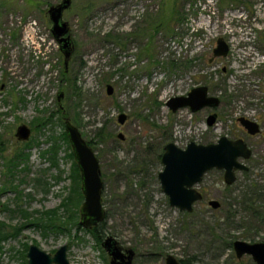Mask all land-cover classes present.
<instances>
[{"label": "rangeland", "instance_id": "1", "mask_svg": "<svg viewBox=\"0 0 264 264\" xmlns=\"http://www.w3.org/2000/svg\"><path fill=\"white\" fill-rule=\"evenodd\" d=\"M57 2L0 0V221L19 228L17 237L0 242V264H22L19 252L30 243L51 254L67 244L71 264H109L88 229L53 232L30 224L70 192L71 148L56 140V165L50 161L49 136L64 130L65 118L93 140L99 161L106 218L97 234L132 248L133 264H165L168 254L193 257L194 264H255L248 254L237 258L232 242L264 241V224L242 201L254 198L264 210V0H71L62 15L72 39L66 70L47 14ZM176 6L177 20L169 15ZM166 7L162 18L172 32L149 36L143 28ZM219 36L229 52L212 57ZM202 84L219 97L217 107L192 112L166 105ZM121 112L127 115L123 124L117 121ZM210 112L217 113L213 126L206 124ZM241 116L261 127L248 138V170L237 171L231 185L222 170H208L196 185L203 199L191 212L171 206L158 179L163 146L246 137ZM36 119H48L46 126L37 129ZM20 124L31 130L27 140L15 136ZM20 149L27 158L15 157ZM210 199L220 207L211 208ZM227 211L229 225L222 218Z\"/></svg>", "mask_w": 264, "mask_h": 264}, {"label": "water", "instance_id": "2", "mask_svg": "<svg viewBox=\"0 0 264 264\" xmlns=\"http://www.w3.org/2000/svg\"><path fill=\"white\" fill-rule=\"evenodd\" d=\"M70 5L71 0H61L47 8L51 21L50 31L63 54L64 68L67 67L72 54V42L69 24L62 15ZM228 52V43L219 36L212 50V56L224 57ZM112 92V86L107 84L106 93L111 95ZM61 97L62 92L58 94L57 99L60 100ZM219 104V97L209 95L208 87L203 84L192 87L185 95L172 96L166 101V105L172 111L188 106L192 112H195L204 107L215 108ZM126 117L125 113H119L118 123L123 124ZM216 118L215 112L209 114L206 118L207 125L215 124ZM238 121L251 134L259 131L258 123L254 120L241 116ZM64 130L80 172V190L83 200L79 207V224L84 228H90L102 221L106 214L102 203L103 183L99 161L79 129L68 118L64 119ZM30 132L26 124H20L15 130V136L19 140H27ZM117 137L123 139L124 135L119 132ZM250 154L251 150L242 138L232 139L225 135L220 136L216 142L207 144L190 141L184 148L177 146L174 142H167L161 154L163 168L158 172V179L163 192L168 197L169 204L179 210L191 212L193 203L202 198L201 193L194 186L201 181L206 171L211 168L223 170L224 182L231 184L236 179L235 171L248 169L239 159L248 158ZM208 205L217 209L220 202L211 199ZM102 246L110 255V264H132L133 250L126 249V254L122 253L112 237H106ZM232 247L237 258L249 254L257 264H264V242L236 239L232 242ZM66 250L67 244H62L51 254L37 244L30 243L26 251L27 264H71L66 257ZM165 264H181V262L175 256L168 254L165 257Z\"/></svg>", "mask_w": 264, "mask_h": 264}, {"label": "trees", "instance_id": "3", "mask_svg": "<svg viewBox=\"0 0 264 264\" xmlns=\"http://www.w3.org/2000/svg\"><path fill=\"white\" fill-rule=\"evenodd\" d=\"M165 10V11H164ZM167 7L165 9H162L161 12L160 10L155 13V16L152 18L150 17L149 23L148 25H146V28H143L144 31L149 33V36L152 35V33H158V32H164V34H169L172 32L173 28L167 26L162 18V15L166 13ZM171 12H169V15L173 16V19L176 18L179 19L180 16V12L178 7H173L172 10H170ZM170 18V16H169ZM143 31V30H142ZM152 32V33H151ZM110 33H107V35H109ZM110 36V35H109ZM151 39V37L149 38ZM259 39L261 40V43H263L264 45V33H262L261 35H259ZM114 40L115 42H118V36L114 35ZM48 119L46 120H37L36 119V128L37 129H41L42 127L46 126ZM61 126H63V123L61 121ZM101 136V135H99ZM49 139L53 140L54 144L50 147V161L51 163L54 165H56V160H54L57 151L60 149V144H58L56 142V140L61 139L62 141L65 142L66 144V148L70 149V144L67 138V134L65 132V130H61V132L59 133L58 136H49ZM87 143L89 144V146H91L93 148V140H88ZM68 157H73L72 151H69L67 153ZM25 156L27 158L28 154L22 152V150L20 149L16 154L15 157H22ZM74 159V158H73ZM10 163H14V159L10 160ZM13 166V165H12ZM71 180H72V185L70 188V192L69 195L65 198V200H63L60 203V206H58L57 208H53L50 210H46L42 213H40V217L39 218H35V221L31 222L30 224L33 225L34 227L40 228L42 231H47V230H51L53 232H64V231H68L70 229V227H77L78 229H80V225H79V207L80 204L83 200V196H82V192L80 190V172L79 169L76 165V162L73 161V167H72V174H71ZM264 198V196H263ZM244 203H246V205L244 206L246 208V210H248L252 216L256 219H258L259 222H261L262 224H264V210H262L261 208H257L255 206L256 200L254 198H249L246 197L242 200ZM59 208L63 209V214H60L59 212ZM21 215L24 216L26 219L29 216L28 212H21ZM231 213L229 211H227L224 216H222V218L225 221V224L229 225V219L231 218ZM90 232H92L91 230H88ZM19 234V228L14 227V226H8L6 224H4V222L0 221V242L6 240L7 238H15L17 237V235ZM26 245H24L23 249L21 252V256H22V264H27L26 261V255L25 252L27 250ZM181 264H194V258H181L179 259Z\"/></svg>", "mask_w": 264, "mask_h": 264}, {"label": "flooded vegetation", "instance_id": "4", "mask_svg": "<svg viewBox=\"0 0 264 264\" xmlns=\"http://www.w3.org/2000/svg\"><path fill=\"white\" fill-rule=\"evenodd\" d=\"M61 1V0H60ZM58 3V2H57ZM70 7V6H69ZM68 7V8H69ZM67 8V9H68ZM66 10V9H65ZM69 30H70V27H69ZM69 34H70V32H69ZM71 36V35H70ZM71 42H72V39H71ZM63 55V54H62ZM213 57V56H212ZM71 58V57H70ZM69 61H70V59H69ZM69 63V62H68ZM68 66V65H67ZM65 70L67 69V67L66 68H64ZM208 94H209V91H208ZM209 95H211V94H209ZM188 107V106H187ZM204 108H210V107H204ZM190 109V108H189ZM203 109V108H202ZM201 110V109H200ZM199 111V110H198ZM196 112V111H195ZM211 113H214V112H210L209 114H211ZM216 113V112H215ZM208 114V115H209ZM217 114V113H216ZM208 115H207V117H208ZM206 117V118H207ZM239 118V117H238ZM238 118H237V120H238ZM217 119V118H216ZM252 120V119H251ZM255 121V120H254ZM216 122V121H215ZM257 122V121H256ZM258 123V122H257ZM207 124V123H206ZM214 125V124H213ZM212 125V126H213ZM208 126V125H207ZM240 126H241V131L243 132V135H245L246 137H239V136H237V137H233L232 139H236V138H242L243 140H244V142L247 144V146H248V148L251 150V154L249 155V157L248 158H240L239 160L241 161V162H243L247 167H248V165L246 164V162H249L250 160H251V156H252V149H251V145H250V143L248 142V138H251V137H253L254 135H257V134H259L260 133V131H261V127H260V124L258 123V126H259V131L257 132V133H255V134H251V133H249L241 124H240ZM31 131V130H30ZM31 133V132H30ZM263 137H264V132H263ZM219 138V137H218ZM216 142V141H215ZM209 143H212V142H209ZM203 144H207V143H203ZM89 145V144H88ZM91 147V146H90ZM92 148V147H91ZM73 154V153H72ZM73 158H74V156H73ZM160 160H161V157H160ZM75 161V160H74ZM249 168V167H248ZM211 169H214V168H211ZM211 169H209V170H211ZM215 169H217V168H215ZM219 170V169H218ZM248 170V169H247ZM247 170H237V171H247ZM237 171H235V176H236V172ZM207 172V171H206ZM205 172V173H206ZM222 172H223V170H222ZM204 173V174H205ZM203 174V175H204ZM223 180H224V178H223ZM236 180V179H235ZM199 183V182H198ZM197 183V184H198ZM225 183V182H224ZM196 184V185H197ZM226 184V183H225ZM232 184V183H231ZM231 184H226V185H231ZM196 185L194 186L195 188H196ZM197 189V188H196ZM198 190V189H197ZM200 193H201V195H202V198L200 199V200H202L203 199V193L200 191V190H198ZM168 198V197H167ZM200 200H198V201H200ZM211 200V199H210ZM209 201V200H208ZM197 202V201H196ZM103 203V202H102ZM195 203V202H194ZM193 203V204H194ZM207 204H208V202H207ZM221 205V204H220ZM220 207V206H219ZM105 209V208H104ZM106 212V211H105ZM105 218H106V214H105ZM105 218L102 220V221H100L97 225H94V226H92V227H90V228H86V229H88V230H91L92 231V233L94 234V236L96 237V239H97V241H98V243L102 246V242L105 240V238L106 237H108V236H106L104 239H102V237L101 236H99L98 234H97V232L98 231H100L99 229L101 228V226H102V223H103V221L105 220ZM80 225V224H79ZM81 226V225H80ZM111 237V236H110ZM113 238V237H112ZM114 239V238H113ZM115 240V239H114ZM116 241V240H115ZM250 242V241H249ZM252 242H264V241H252ZM116 244H117V246H119L120 247V249H121V251H122V253H124V254H126V249H132V248H125V247H122L121 245H119V243L116 241ZM29 246V245H28ZM28 248V247H27ZM102 248L105 250V248L102 246ZM133 250V249H132ZM27 251V250H26ZM105 252H106V254L108 255V257H109V264H110V255L107 253V251L105 250ZM25 255H26V252H25ZM244 255H246V254H244ZM249 255V254H248ZM134 256H135V252H134V250H133V257H132V261H131V263L133 264V259H134ZM243 256V255H242ZM250 256V255H249ZM251 257V256H250ZM251 259H252V257H251ZM118 261H119V259H117ZM124 260H126V257H124ZM253 260V259H252ZM26 261H27V258H26ZM254 261V260H253ZM255 262V261H254ZM255 264H257L256 262H255Z\"/></svg>", "mask_w": 264, "mask_h": 264}]
</instances>
